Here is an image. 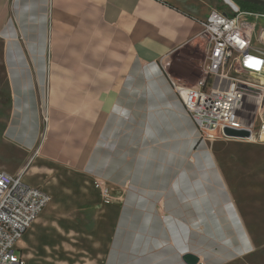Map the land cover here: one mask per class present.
I'll return each instance as SVG.
<instances>
[{
	"label": "crops",
	"instance_id": "1",
	"mask_svg": "<svg viewBox=\"0 0 264 264\" xmlns=\"http://www.w3.org/2000/svg\"><path fill=\"white\" fill-rule=\"evenodd\" d=\"M227 3L0 0L1 59L11 110L6 140L33 154L49 102L46 143L52 134H64L60 117L80 144L67 149L63 161L80 171L82 186L94 196L79 205L88 246L76 258L86 263L77 264H187L188 254L198 256L199 264H232L253 252L215 154L201 141L169 75L171 57L199 44L203 22L214 9L227 12ZM60 60L65 71L57 67ZM73 65L80 70L73 72ZM72 78L92 86L75 87ZM100 179L115 197L106 200L92 187ZM45 211L19 242L21 255L28 264H72L42 258L43 238L60 239L61 255L66 234L56 219H44Z\"/></svg>",
	"mask_w": 264,
	"mask_h": 264
},
{
	"label": "rangeland",
	"instance_id": "2",
	"mask_svg": "<svg viewBox=\"0 0 264 264\" xmlns=\"http://www.w3.org/2000/svg\"><path fill=\"white\" fill-rule=\"evenodd\" d=\"M227 12L231 13V9L228 7ZM245 19L246 24L253 29V47L249 64L255 70H264V17L253 16ZM50 41L51 37L48 46V81H50L51 68L53 67ZM2 53L3 45L0 42V170L11 175L22 173L28 185L44 189L50 193L54 201L46 209L44 219L51 216L50 218L59 222L58 225L62 232L66 233L62 239L64 247L60 250L61 255H58L61 240L54 238L53 235L46 236L42 240L43 245L41 247H46L41 252L42 258H47V255L50 259L61 258V261H65V263L68 260L72 261V264L86 263V261L76 259L78 255L83 257V252L87 251L88 246L87 239L81 235L82 230H85L86 223L79 205L84 200L83 197L93 198L94 196L91 188L87 192L82 186V184L85 185V179L80 171L63 163L64 157L68 155L67 149L72 148V146L75 147L76 144L71 134L70 123H66V120L57 117V121L65 124L66 129H64V134L59 132L52 134L48 145L46 132L50 130L52 116L49 102H46L43 110V136L38 149L33 154L24 152L6 140L5 132L11 110L8 104V84L2 65ZM171 58L169 75L178 85L194 87L205 78L206 55L202 41L176 52ZM58 63V69L65 71L64 62L60 60ZM73 66H75L72 68L73 72L80 70H77V65ZM92 67L96 68V64H93ZM228 74L247 82L264 81V73H261L262 76H252L236 65L229 69ZM88 80L89 82L93 81L92 79ZM83 81L82 78H72V85L82 89L92 86L89 83L84 84ZM213 85L214 78L209 77L205 90L211 89ZM47 89L48 91L50 89L49 82ZM254 111L255 113L247 116V119L258 134L262 129V119L256 115V110ZM57 112L60 113L61 110L58 108ZM207 143L215 154L217 164L224 174L248 232L253 239V252L248 257L232 264H264V142L251 143L236 139L229 140L222 138L217 133L216 138ZM44 145H46L45 154L41 155L39 154L40 148ZM93 181H90V184ZM91 185L100 190L106 200L115 197L113 189L107 186L102 179L96 180ZM74 229H76L75 233L73 232ZM93 243L96 244L95 240ZM17 255L21 256V251L18 248ZM29 264H38V262H29Z\"/></svg>",
	"mask_w": 264,
	"mask_h": 264
},
{
	"label": "built area",
	"instance_id": "3",
	"mask_svg": "<svg viewBox=\"0 0 264 264\" xmlns=\"http://www.w3.org/2000/svg\"><path fill=\"white\" fill-rule=\"evenodd\" d=\"M228 1L231 13L213 10L198 35L205 46V78L194 87H175L199 129L201 141H212L217 133L222 138L234 139L225 135V129L230 128L251 132V138L236 140L264 142V85L228 74L236 65L248 74L262 76L260 69L249 64L253 29L243 18L264 15L243 12L237 2ZM209 77L214 78V85L205 90ZM254 110L262 119L258 134L247 119ZM51 202V195L28 185L22 173L11 175L0 170V264H28L22 255H17L18 244Z\"/></svg>",
	"mask_w": 264,
	"mask_h": 264
},
{
	"label": "water",
	"instance_id": "4",
	"mask_svg": "<svg viewBox=\"0 0 264 264\" xmlns=\"http://www.w3.org/2000/svg\"><path fill=\"white\" fill-rule=\"evenodd\" d=\"M233 1H235V2H246V3L264 6V0H233ZM225 135L229 138H234V139H249V138H251V132L250 131L234 130V129H230V128L225 129ZM184 261L187 264H199L200 259L195 255L188 254L184 257Z\"/></svg>",
	"mask_w": 264,
	"mask_h": 264
},
{
	"label": "trees",
	"instance_id": "5",
	"mask_svg": "<svg viewBox=\"0 0 264 264\" xmlns=\"http://www.w3.org/2000/svg\"><path fill=\"white\" fill-rule=\"evenodd\" d=\"M237 3L243 12L264 14V6L246 3V2H237Z\"/></svg>",
	"mask_w": 264,
	"mask_h": 264
},
{
	"label": "bare ground",
	"instance_id": "6",
	"mask_svg": "<svg viewBox=\"0 0 264 264\" xmlns=\"http://www.w3.org/2000/svg\"><path fill=\"white\" fill-rule=\"evenodd\" d=\"M251 75V74H250ZM252 76H255V75H252ZM244 81V80H243ZM247 82V81H246ZM248 83H251V84H254V85H257V86H261V85H264V81L263 80H259V82H256V83H253V82H248ZM193 255V254H191ZM196 256V255H195ZM198 257V256H197ZM199 258V257H198Z\"/></svg>",
	"mask_w": 264,
	"mask_h": 264
}]
</instances>
